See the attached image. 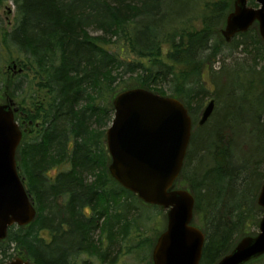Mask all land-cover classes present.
I'll list each match as a JSON object with an SVG mask.
<instances>
[{
  "label": "trees",
  "instance_id": "trees-1",
  "mask_svg": "<svg viewBox=\"0 0 264 264\" xmlns=\"http://www.w3.org/2000/svg\"><path fill=\"white\" fill-rule=\"evenodd\" d=\"M4 1L15 4L16 23L6 32L0 19V101L21 88L10 91L3 60L21 63L43 96L25 114L24 128L21 121L26 132L17 152L37 218L9 229L0 241L3 257L118 263L110 251L131 239L145 208L111 177L106 134L113 99L134 88L179 99L196 128L175 188L195 198L194 217L205 235L200 264H217L242 236L257 234L264 213L257 203L264 183V67H226L220 56L225 48L241 50L264 62V42L257 25L229 43L222 37L234 0ZM249 6L258 7L255 0ZM209 98L214 113L199 126ZM252 263L264 264V257Z\"/></svg>",
  "mask_w": 264,
  "mask_h": 264
},
{
  "label": "water",
  "instance_id": "water-1",
  "mask_svg": "<svg viewBox=\"0 0 264 264\" xmlns=\"http://www.w3.org/2000/svg\"><path fill=\"white\" fill-rule=\"evenodd\" d=\"M234 0L221 35L227 43L258 26L264 42V0ZM7 14H13L8 9ZM10 24V23H9ZM22 71V70H20ZM0 103V241L10 228L27 227L37 210L18 171L17 152L26 130L16 120L19 108L11 98ZM216 102L204 109L199 126L212 117ZM114 118L106 134L111 177L145 205L167 212V229L157 239L153 264H200L204 232L193 225L195 198L177 189L193 133V121L177 98L143 88L119 93L113 99ZM257 203L264 212V183ZM264 257V213L256 235L242 237L217 264H249ZM8 264H33L18 258Z\"/></svg>",
  "mask_w": 264,
  "mask_h": 264
},
{
  "label": "rangeland",
  "instance_id": "rangeland-1",
  "mask_svg": "<svg viewBox=\"0 0 264 264\" xmlns=\"http://www.w3.org/2000/svg\"><path fill=\"white\" fill-rule=\"evenodd\" d=\"M13 10V14L9 16L7 14L8 9ZM0 19L2 22V28L9 32L13 28V26L16 23V7L15 4L12 1H4L0 4ZM194 26L197 28L200 27V21L196 20L194 21ZM10 23V24H9ZM94 35H97L94 30H92ZM220 40V38H218ZM221 41V40H220ZM244 52L239 51H231L230 49L224 50L222 53V56H220L223 64L226 65V67H234V64L240 63L245 64L247 62L248 66H255L257 64L258 69H262L264 67V62L261 61V59L255 60L254 58H248L247 55L243 54ZM4 72L7 78L11 80V89L13 85L20 84V89L16 91L15 96L9 97L7 95V98H11L17 107L20 106L21 112L23 115L28 113L29 111L31 113H34V104L37 103V100L43 96V93H39V89L37 87L38 80L35 79V77L32 75V73H29L24 66L21 63H15L16 65H13L12 61H4ZM216 70L219 69V67L222 66L221 64L215 65ZM22 70V71H20ZM262 75H258L255 81V89L260 93L263 91V88L260 87L262 81ZM204 81L206 86L211 90L214 91L215 88L210 82V77L208 76V69H205L204 71ZM209 98L205 102L204 109L211 101ZM7 101L3 100L0 101V103L4 104ZM264 118V114L263 117ZM201 119V117H200ZM16 120L21 125V121L24 120L23 117H17ZM264 120V119H263ZM33 128V133L29 136L30 138H33L36 136L38 131V124L35 123ZM196 129V128H193ZM193 167V163L191 164ZM262 172H264V164L262 166ZM54 174V173H52ZM145 209L142 212L141 218L138 220H142L143 222H139L136 227H132V237L130 240L124 242L122 246L118 245L115 246L110 251V256L108 258H112L113 256H118V263L117 264H153L152 261V254L154 247L156 245L157 239L159 236L164 233L167 229V212L161 208L158 207H148V205L141 204ZM193 225L198 227L202 230L201 224L199 223L198 219L194 217ZM137 228V229H136ZM257 233L259 232V227L257 229ZM97 235L99 232L97 231ZM248 235V234H247ZM244 237V236H242ZM137 247V248H135ZM119 252V253H118ZM119 254V255H118ZM9 256V253L7 255H4L2 252H0V264H8L19 257H15L14 259L7 258ZM81 260H85L88 264H103L102 261L97 257H81ZM109 264V263H105ZM256 264V263H252ZM258 264V263H257Z\"/></svg>",
  "mask_w": 264,
  "mask_h": 264
},
{
  "label": "flooded vegetation",
  "instance_id": "flooded-vegetation-1",
  "mask_svg": "<svg viewBox=\"0 0 264 264\" xmlns=\"http://www.w3.org/2000/svg\"><path fill=\"white\" fill-rule=\"evenodd\" d=\"M18 114V116L19 117H23L24 118V120H23V122H22V124H23V128L25 127V118H27V116L26 115H23L21 112L20 113H17ZM18 122V121H17ZM19 124V123H18ZM20 125V124H19Z\"/></svg>",
  "mask_w": 264,
  "mask_h": 264
}]
</instances>
